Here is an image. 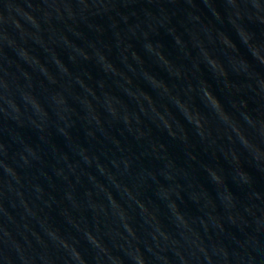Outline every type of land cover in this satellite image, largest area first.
<instances>
[{
    "label": "water",
    "instance_id": "95a60500",
    "mask_svg": "<svg viewBox=\"0 0 264 264\" xmlns=\"http://www.w3.org/2000/svg\"><path fill=\"white\" fill-rule=\"evenodd\" d=\"M0 264H264V0H0Z\"/></svg>",
    "mask_w": 264,
    "mask_h": 264
}]
</instances>
